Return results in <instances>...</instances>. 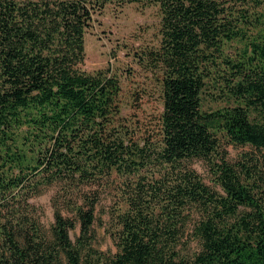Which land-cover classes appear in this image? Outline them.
Wrapping results in <instances>:
<instances>
[{"label": "trees", "instance_id": "1", "mask_svg": "<svg viewBox=\"0 0 264 264\" xmlns=\"http://www.w3.org/2000/svg\"><path fill=\"white\" fill-rule=\"evenodd\" d=\"M131 3L160 14L136 54L150 118L85 67L86 33ZM51 189L46 229L33 199ZM0 264H264V0H0Z\"/></svg>", "mask_w": 264, "mask_h": 264}, {"label": "rangeland", "instance_id": "2", "mask_svg": "<svg viewBox=\"0 0 264 264\" xmlns=\"http://www.w3.org/2000/svg\"><path fill=\"white\" fill-rule=\"evenodd\" d=\"M159 20V10L155 5L142 6L131 3L124 7H116L110 4L100 16L99 22L86 33L85 67L93 71L110 66L118 73L122 85V112L125 115H133L137 110L135 107H139L138 114L144 118H150L163 109L157 83L140 65L136 56L143 47L159 42ZM227 148L232 160L237 159L242 150L240 146L233 144H229ZM193 167L206 182H211L210 173L204 161L193 160ZM54 193L55 189H51L33 199L34 204L39 208L41 220L46 229H49L54 221L52 207ZM112 203L109 194L100 203L98 209L100 212L107 211ZM107 221L108 216L101 214V219L96 222L94 246L105 253L113 254L117 249L110 235L105 231L103 223ZM79 234V225L75 230L70 231V238L74 243Z\"/></svg>", "mask_w": 264, "mask_h": 264}]
</instances>
